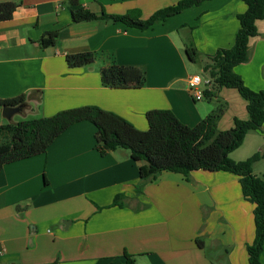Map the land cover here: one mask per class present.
Segmentation results:
<instances>
[{
    "label": "crops",
    "instance_id": "crops-1",
    "mask_svg": "<svg viewBox=\"0 0 264 264\" xmlns=\"http://www.w3.org/2000/svg\"><path fill=\"white\" fill-rule=\"evenodd\" d=\"M6 1L21 6L0 22V98L26 95V106L0 125L89 105L140 130L148 129L146 113L152 110H171L193 127L223 107L221 130L231 129L236 118L249 119L247 101L236 89L224 87L210 99L192 96L188 80L203 72L185 52L189 41L203 55L233 46L238 15L247 9L242 0L206 1L146 31L110 21L74 23L68 0H0ZM179 1L80 0L99 14L138 9L143 19ZM257 27L249 62L235 70L250 89L264 91V20ZM53 30H59L55 45L42 46L43 34ZM89 51H113L119 64L144 69L145 86L104 87L102 56L90 66L68 67L66 55ZM96 132L89 121L76 123L46 153L1 169V264H121L125 252L137 264H250L255 205L243 197L238 176L199 170L188 181L163 172L137 195L142 163L124 149L102 156ZM263 148L264 133L251 132L231 157L245 161ZM253 172L264 178V159ZM118 194L126 196L123 206H110ZM260 260L264 264V250Z\"/></svg>",
    "mask_w": 264,
    "mask_h": 264
},
{
    "label": "trees",
    "instance_id": "trees-1",
    "mask_svg": "<svg viewBox=\"0 0 264 264\" xmlns=\"http://www.w3.org/2000/svg\"><path fill=\"white\" fill-rule=\"evenodd\" d=\"M206 1L210 0H180L175 5L157 10L147 19L142 18L138 9L124 15L105 11L99 14L86 8L80 0L65 3L72 8L74 23L110 21L146 31ZM242 1L247 9L238 15L240 28L233 46L221 48L213 55H203L189 41L185 52L188 60L198 63L203 74L212 80V87L204 92V96L210 99L224 87L238 90L247 101L248 120L236 118L231 129L221 130L219 121L224 109L219 107L191 127L182 123L171 110H152L146 113L148 129L140 130L122 116L99 106L67 109L50 117L1 124L0 171L6 164L46 153L71 126L89 121L96 127V148L102 156L124 149L130 152L133 160L142 163L140 181L135 187L137 195L142 194L146 184L156 180L163 172L182 174L188 181L192 172L199 170L225 171L238 176L243 197L255 205V238L247 245L248 260L250 264H263L260 256L264 250V178L254 174L253 165L264 159V148L245 161L237 162L231 157L249 133H264V91L250 89L235 70L238 65L250 60V42L259 35L257 23L264 20V0ZM20 6L18 1L0 2V22L11 20ZM58 36L59 30L47 31L40 43L44 47L54 46ZM101 56L107 61L100 70L104 87L131 89L145 86L147 72L137 66L119 64L113 51L74 53L66 55L65 59L68 67L73 69L93 65ZM25 102L26 95L0 98V109L4 105L15 107ZM125 199L124 194H118L110 206L122 207ZM196 243L204 248L201 238H197ZM124 257L125 262L121 264H137L134 255L125 252Z\"/></svg>",
    "mask_w": 264,
    "mask_h": 264
},
{
    "label": "built area",
    "instance_id": "built-area-1",
    "mask_svg": "<svg viewBox=\"0 0 264 264\" xmlns=\"http://www.w3.org/2000/svg\"><path fill=\"white\" fill-rule=\"evenodd\" d=\"M200 77V79H197ZM212 87V80L203 75H193L188 80V89L196 100L204 98V92Z\"/></svg>",
    "mask_w": 264,
    "mask_h": 264
},
{
    "label": "water",
    "instance_id": "water-1",
    "mask_svg": "<svg viewBox=\"0 0 264 264\" xmlns=\"http://www.w3.org/2000/svg\"><path fill=\"white\" fill-rule=\"evenodd\" d=\"M25 106H26V103H25V104H21V105H19V106H15V107L8 106V105H4V106L2 107L3 116H4L6 119L10 120V119H12V117H13L15 114L21 112V111L24 109ZM69 223H70L69 221L65 222L66 225H68Z\"/></svg>",
    "mask_w": 264,
    "mask_h": 264
},
{
    "label": "rangeland",
    "instance_id": "rangeland-1",
    "mask_svg": "<svg viewBox=\"0 0 264 264\" xmlns=\"http://www.w3.org/2000/svg\"><path fill=\"white\" fill-rule=\"evenodd\" d=\"M199 66V65H198ZM199 72V71H198ZM199 73H201V72H199ZM201 75H204L203 73H201ZM39 116L37 115V114H31L30 116H28L27 118H38ZM16 119L17 120H23V119H26V118H22V117H19V116H17L16 117ZM0 121H4V122H6V119L4 118V116H3V111H2V109H0Z\"/></svg>",
    "mask_w": 264,
    "mask_h": 264
},
{
    "label": "clouds",
    "instance_id": "clouds-1",
    "mask_svg": "<svg viewBox=\"0 0 264 264\" xmlns=\"http://www.w3.org/2000/svg\"><path fill=\"white\" fill-rule=\"evenodd\" d=\"M172 36H175L176 34L175 33H173V34H171ZM197 79H200V77H197Z\"/></svg>",
    "mask_w": 264,
    "mask_h": 264
}]
</instances>
